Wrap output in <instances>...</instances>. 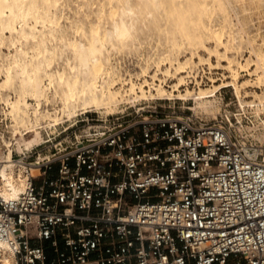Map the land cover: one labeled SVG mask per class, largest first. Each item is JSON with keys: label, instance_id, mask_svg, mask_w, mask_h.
<instances>
[{"label": "built area", "instance_id": "built-area-1", "mask_svg": "<svg viewBox=\"0 0 264 264\" xmlns=\"http://www.w3.org/2000/svg\"><path fill=\"white\" fill-rule=\"evenodd\" d=\"M235 110L217 123L165 103L84 113L12 145L30 185L0 194V241L15 264H264V113ZM10 133L0 106V171Z\"/></svg>", "mask_w": 264, "mask_h": 264}, {"label": "rangeland", "instance_id": "rangeland-1", "mask_svg": "<svg viewBox=\"0 0 264 264\" xmlns=\"http://www.w3.org/2000/svg\"><path fill=\"white\" fill-rule=\"evenodd\" d=\"M122 11L127 12L126 19L134 27L125 41L115 30ZM92 25H98L92 39L101 50L95 56L102 63L96 70L91 64L93 55H89L84 71L70 42L87 48L86 36ZM14 28L23 35L12 42L10 37L17 34ZM213 30L222 32L221 42ZM223 54L233 59V68L248 62L250 70L256 68V54H264V0H0V106L5 105L7 114L12 115L15 130L29 133L16 139L10 133L13 149H23L35 131L45 139L49 121L59 123L56 128L60 131L84 113L103 118L122 108L132 110L155 103L170 104L179 114L209 123L219 122L225 111L234 113L243 103H253L257 106L245 107L264 113L263 77L240 73V84L249 80L240 94L225 87L212 97L198 98V93L213 88L212 79L230 75ZM191 55L194 62L182 74L180 92L161 95L160 88L169 93L178 80L164 77L162 70L169 67L173 73L174 64ZM209 56L218 69L205 64ZM166 57L172 60L171 67L162 65ZM44 60L50 61L49 66ZM35 64L38 66L33 67ZM9 67L11 75L7 77ZM24 69L34 70V92L30 86L23 89L27 84ZM63 69L65 80L78 73L74 85L84 89L85 106L79 103L74 110L64 109L62 96L54 89L55 74ZM145 69L147 77L143 75ZM258 71L261 76V69ZM47 73L54 75L52 84ZM163 78L165 84L159 80ZM177 94L185 97L180 99ZM67 118L71 120L65 121ZM84 129L81 124L75 134H83Z\"/></svg>", "mask_w": 264, "mask_h": 264}, {"label": "bare ground", "instance_id": "bare-ground-1", "mask_svg": "<svg viewBox=\"0 0 264 264\" xmlns=\"http://www.w3.org/2000/svg\"><path fill=\"white\" fill-rule=\"evenodd\" d=\"M127 12L122 11L120 15L117 16L116 18V33L117 36L120 40L125 41L128 40L129 37L131 36L132 32L134 31L133 24L128 22L127 19ZM15 29V28H14ZM16 36L15 38L10 37L11 41H19L21 35V31L16 30ZM217 32L218 40L221 42L222 39V32L220 30H213ZM98 32V25H92L90 26V34L86 36V40L88 41V46L87 48H78L75 44V42H70V45L74 48V52L80 56V62L82 64V68L84 71L87 69L86 65V58L89 55L92 56V61L91 64L92 66L96 69L99 70L101 67L102 59L100 57L95 56L96 52H101L100 48L97 47L96 43L93 41L92 36L94 33ZM39 50V47H37ZM24 54H27L26 51H24ZM223 57V60L227 62V67L228 72H230L229 76L223 75L221 79L215 80L212 79L213 82V88L209 92H200L199 94V99H204V98H209L214 96V94L225 87H232L236 94H240L241 89H243V85H246L248 87L249 85L247 84L249 80L245 82V84H240L238 82L239 75L240 73H245L249 77H263L264 78V54L259 55L256 54V68L252 71L250 70V62L245 63V64H239L238 68H233V59L228 57L227 55L223 54L221 55ZM46 64L49 66L50 61L44 60ZM205 64L208 65L210 68H215L218 69L217 65H215L210 56L204 59ZM194 62V57L191 55L188 57L185 61H179L176 64H174V72L172 73L169 69V67H166L165 70H162L161 74L164 77L171 76L173 79H178L176 82H174L170 88L171 90L169 93L164 89L160 88L161 95H164L167 93L168 96H173L175 92H180V87L183 84V76L182 74L186 72V70L190 67V64ZM170 67L172 66V60L169 57H166L164 59V62L162 65H169ZM38 64L33 65V67H37ZM258 69H261V76L259 74ZM34 70L28 71V70H22V73H25V81L26 85H24L23 89L26 91L27 86H30L31 91L34 92L36 91V88L34 86ZM78 73L73 72L70 75V78L65 80V70H58L56 72V85L54 87L55 92L58 94H61L62 96V102H63V107L64 109L68 110H74L76 106L79 103H82V106L86 105V96L84 89H77L75 87V82L77 80V75ZM11 75V69L10 67L7 70V77ZM143 75L145 77L148 76V69L143 70ZM47 76L49 78L50 84L54 81V75L52 73H47ZM155 76V75H154ZM228 79H231L230 81ZM161 81V84H165L166 79H159ZM220 81V83H217ZM110 90V89H109ZM111 93V91H109ZM142 93H144V90H142ZM190 91L186 89V95L188 96ZM180 99L182 97H185L183 94H177ZM248 97V96H244ZM196 97V99H198ZM240 106L245 107H255L257 105H254L253 103L250 105H247L245 103L240 104ZM9 115V113H8ZM11 118V134L14 139L17 138L19 135L20 137H23L29 133H26L27 130H18L14 128V120L12 119V115H9ZM77 115H75L76 117ZM74 118V117H73ZM71 120L70 118H67L65 121ZM63 121V122H65ZM49 127L56 126L59 123H55V121H49L46 123ZM40 127V126H39ZM38 127V130H39ZM43 141L42 134H40V131H35L34 132V138L31 141H28L26 143V146H29L31 143H41ZM12 145L13 143L11 142V145H9V153L7 155L6 161L2 166V169L0 171V194L2 197L6 200L8 199H14L16 198L19 194L23 193L30 185V178H29V172L26 168V166L20 162L10 160V152L12 151ZM19 150H21L19 148ZM32 175L37 174V170L33 169L32 170ZM0 264H15V257L10 249V247L5 243L0 241Z\"/></svg>", "mask_w": 264, "mask_h": 264}]
</instances>
